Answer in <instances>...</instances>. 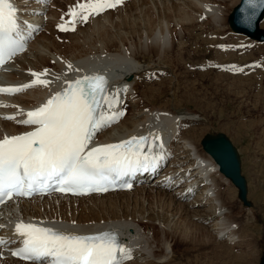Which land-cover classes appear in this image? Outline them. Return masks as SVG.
Masks as SVG:
<instances>
[{
	"label": "bare ground",
	"instance_id": "1",
	"mask_svg": "<svg viewBox=\"0 0 264 264\" xmlns=\"http://www.w3.org/2000/svg\"><path fill=\"white\" fill-rule=\"evenodd\" d=\"M180 1L181 2H179V0H171L170 4L164 2L162 5V10L161 9L158 10L157 16L154 14L157 18V20L155 21H151L152 20L151 14L148 15L147 18L145 17L140 18L137 15V13H134L133 8H131V4L127 5V8H125L126 10L125 13L128 14L129 18H133V21L136 18L139 20L138 21L139 27H137L138 25L133 26L137 29L138 39H136V37L135 39L138 40V42H136V47L134 49L132 50L130 49L131 51L129 52V54L128 52H125V50H124L125 53L123 54L122 52L123 49L122 51H119L120 47L118 45L119 44L118 40L116 39L115 36L113 37V35H111L109 31H107L109 29L105 25L106 23L104 24L103 21L100 20V18L94 19L93 21L94 27L91 33L79 29L76 33L66 32L65 34H69L72 37L75 36V34H77L78 32L82 34L83 37L82 40L77 39L75 41H71V43L67 46L69 50H71L72 48H78V47L80 48L81 54H79V59L76 58L78 55H75L73 57V55L68 56L64 54L63 55L64 63L62 62L61 65H58L61 68L56 70L57 73L55 72L51 74V76H53L51 78L49 75L47 77L45 76L42 78L52 81L54 78L60 79L63 76L67 75L63 77L64 80H66L68 77L75 76L74 73H70V72L65 75L61 74L63 72H66V69L68 68L67 67L68 64L71 65L79 64L81 62L89 61L92 59L103 60L100 62L105 63L106 61L104 60L107 59L110 62L116 63L114 64V67L118 68V72L115 75V78L116 76L119 77L118 84L119 85L127 84L129 83V81H131L130 73L132 74L135 73L134 74L135 76L138 73L135 72V70L133 71V67L132 68L130 67V63L128 61L129 60L128 55H131L134 58L139 59L141 57L145 58L150 54H153V52H155L157 55H159L160 58L161 55L162 56L164 55L163 52H166L167 49L170 47L169 41H171V39L174 36V32L172 29L173 26L176 25L180 27L185 26V29L188 30L187 32H190L189 28L194 22L193 21L194 15L198 20L208 17V19L211 22L210 24H212L214 28H217L218 24L222 20V15L220 10L221 8H219L218 3L219 2L224 3V1H228V0H180ZM54 3L53 5H55ZM142 3H144V1ZM153 3L156 4V0H154ZM69 4L70 3L66 4L65 6L67 7ZM202 11L207 15L203 16ZM33 14L34 13L28 12V15L30 17H32ZM127 14H125V16H127ZM118 17L122 18V16L120 15H118ZM37 19L38 17H35V20ZM142 22L145 29L144 33L146 38V44L147 43L149 44L148 48L146 49L143 47H142L143 49L140 48V46H142L140 44V39H142L140 33L142 32V28H141ZM113 24L116 26V21ZM139 28L141 29V31ZM168 31H170V35ZM201 32L204 31L199 30V35L202 34ZM44 34H45L44 32L43 35L40 34V39L46 38V35ZM53 34H57V33L54 31ZM122 34L121 35L117 34L120 35L119 40L121 42L126 40L125 39L126 36ZM191 35H193V33ZM79 41H82L85 44L83 46H80ZM41 45L46 47L47 49H50L53 52L55 50L54 48L56 47L55 44L52 43V41L46 44L43 43ZM97 45H100L101 47H97ZM32 48H34V46H32ZM35 48L37 49V46H35ZM29 49L30 48H28V51ZM99 50L101 52L104 50L106 53L104 52L103 54L102 52L101 54L99 53L100 52ZM36 52L37 55L35 57H37V60L39 62L32 60L33 62L32 67L35 68V70L33 71L40 73L39 71L42 70L43 67L51 71V69L47 65V58L43 55V53H41L44 52L42 48L38 49ZM94 54H96L97 56H94ZM25 55H27L26 52L20 55V57L16 59V62H14L11 66L26 68V64L23 61H21V59L24 58L26 61H28V63H30V60H27L26 59L27 57L25 58ZM59 55L61 54L59 53ZM27 67L30 66L27 65ZM86 68L89 69L88 67ZM86 68L83 69L86 70ZM11 78L21 81L25 78L27 79L30 78V76L25 72L15 71L12 74L8 73V79L11 80ZM118 84L116 85L118 86ZM63 85L64 83L49 85V86L37 85L30 88H26L20 92L21 94L13 97L6 98L5 96H0V104L3 102H7V99L9 100L10 98H12L11 101L14 104L22 103L19 105L22 108H24L25 105H29V104L35 105L38 104L41 100L43 99L45 100L46 97L56 92V88ZM153 90L150 91L153 92ZM160 91L161 89L157 91L158 95ZM150 94L149 96L153 97L152 99L155 100L156 96L154 97L152 93ZM139 95L145 96V91H142L141 93H139ZM139 95L137 96L139 97ZM152 99H148L146 101L147 102L152 101ZM167 111L169 110H167V108L165 109L164 107H152L150 113L145 112V114H143V118L129 119V117H126L119 123V125L114 127L119 129L117 135L109 136L110 131L108 130L107 134L101 136L100 140L103 141L117 140L122 138L123 136H127L133 133L140 135L143 134L147 135L150 132H152V133H159L160 135H162L164 130L163 124H168L170 125V129H169L170 132L167 138L162 137L163 148H160L159 144L155 146L156 152L160 154L162 153L163 154L162 161H165L166 151L169 148V139L171 138L172 134L175 132V125L179 120H187V118L185 119L182 118L183 115L177 114L176 112L170 113ZM0 123L2 124V126L4 125V128L6 129H13V125L4 122L2 119H0ZM114 128L112 127V129ZM187 131L189 130H183L182 132H180L181 134L179 135L180 146L176 149L174 147L176 153H175V157L171 162L172 165L169 166L168 171L166 173L168 174L167 177L165 176V180L162 181L161 183L155 184L156 185L155 197H157L158 199H162V197L165 196V192L167 190H172L168 188H174V189L177 188L175 190L176 193L174 192V195H172L169 198V201H165V199H162L164 202H166L165 204L164 203L163 204L167 205V207L171 206L170 205L171 203L172 204L174 203L173 205L175 204L182 205V203H177V201L183 199L185 196L187 198L190 197V195L193 192L196 194L195 198L193 197L194 200L192 202L190 201V203L188 204L185 203L186 206L184 205L181 207L180 205L179 208L178 207L174 208L175 209V211L173 210L174 212L172 210L170 211L171 213L169 214L172 215V218L175 215H178L177 218H179V222H182L181 224L178 225L176 224L175 225L176 227L173 228V225L169 226L171 219L170 221H168L170 218L168 217V214L167 216H165L166 217L165 219H163L164 215H162L161 221L163 222L165 221V222L161 223L163 225V228H160L162 229L161 231L163 232L161 233L164 234L163 236L165 240L170 242L171 244L170 248H172V252L178 253L179 256H175L174 254H172L170 258L162 259L161 257H164V255L161 254L159 250L152 249L153 248L152 242L150 240V237L146 234L145 229L148 228L149 230H152V236H154L156 232L158 233V231H156L153 225V221L156 218H158L160 221L159 216L149 217L151 223L145 224L146 227L145 225L144 226L140 225V229H138V226L136 225L135 228L136 230H134L133 228L129 227L132 224L127 221V216L131 214L126 213L125 215V213L123 212L124 210H122L123 207L129 206L127 202V200H129V197H127L125 200L121 199V197L120 198L118 197L115 198L114 201H109L108 203L105 202L103 199L104 197L116 196V195L128 196L137 191L138 192L145 191L147 193L148 192L147 188L145 189L141 188L138 190L133 189L132 191H116V192L106 193L103 195H89V196H81V197L51 195V196L34 198L23 202V204L28 203L30 204L31 208L35 209L31 211L29 210L30 215L31 214L38 215L41 213L40 211H44L45 213L50 214V216L52 217L54 216L57 217L56 214L59 213V215H61L62 218L68 220L75 219L74 211L76 208L77 212H80L81 215L80 217L76 216L75 225H70L69 227H66L65 232L68 233H73V232L94 233L99 229L104 230L106 227H113V228L127 227L128 228L127 230L128 231L132 230V232L135 233L134 234L135 238L137 237V239L140 241V245L137 248V252H139L138 257L127 264H251L252 262H254V258H255L254 252L252 251L256 248L255 246L258 245L255 235L256 233L255 231L259 229L257 218L255 217L256 220L254 222H248L247 220L245 222L243 221L246 225V228H250L252 231L251 233L250 231L248 232L249 234H251L250 236L252 237L251 238L249 237L250 239L248 238H246V240L244 239L246 241L244 243V241L239 238L242 236V233L240 235L238 232L239 226L237 227L235 225L238 223L237 220L241 216L242 210L240 209V207H238L239 209L235 210V203L232 201V196L229 193L225 195L224 191L222 190V184H226V185L229 184L230 179L224 176L219 171L217 163L214 161L211 155L208 154L202 148L201 143L199 145L198 139L196 137L191 136V134L190 136H187V134H185ZM168 177H171L172 179L169 181L166 179ZM149 186L151 187V185ZM256 196L260 198V201H263L264 196L262 192L261 194L257 192ZM91 198H97L100 199V201L92 200L91 203H87V205H83V202H81V203H77L78 204L77 207L70 206L71 200L83 201L85 199H91ZM138 201L139 200L137 199L134 200L135 206L137 205ZM97 202H99V205H97ZM163 204L161 206H163ZM62 208L65 209L64 212L61 211ZM137 209L139 210V208ZM137 209L136 210L134 209L135 212L132 213L133 219L131 220L135 221L134 218ZM67 210H72V212L70 211L71 214L68 213L69 214L68 215ZM140 210L141 211L139 214L142 215L144 213V209L142 208ZM167 212H169V210ZM252 213H254V211ZM251 215L252 214H250V216ZM253 215H255V213ZM82 216L83 218L84 217L85 218L82 219L81 218ZM123 216L124 219H122ZM101 218H103L104 221L101 222L100 221ZM138 219L140 220V218ZM140 221L141 223H144L142 220ZM166 221H168V223ZM87 222H91V224H88ZM135 224H139V223H135ZM245 231L246 230H244V232ZM132 236L133 235H131L130 237ZM220 236L225 238L223 240H220L219 239ZM175 242H179L180 246L178 248L175 246ZM242 244H244L243 246L246 247L244 254H237V251L233 252L234 248ZM193 252L197 253V255L195 254H194L195 256L191 255ZM135 253L136 252H133L132 257H134ZM198 255L200 257L196 258ZM11 263L28 264L13 259H11Z\"/></svg>",
	"mask_w": 264,
	"mask_h": 264
},
{
	"label": "snow or ice",
	"instance_id": "2",
	"mask_svg": "<svg viewBox=\"0 0 264 264\" xmlns=\"http://www.w3.org/2000/svg\"><path fill=\"white\" fill-rule=\"evenodd\" d=\"M121 2L77 0L68 13L69 25L74 26L77 21L87 23L91 16L115 8ZM247 4L249 10L244 20L251 23L258 10L264 8V0H247ZM17 13L11 0H0V64L22 52L31 35L30 31L22 32L24 22ZM57 27L68 30L63 23ZM67 67L80 71L71 64ZM47 71L32 72L35 78L30 83L0 87V93H17L36 85L49 86L51 81L42 78L47 76ZM65 84L44 104L27 111L26 118L16 121L31 126L32 131L0 139V203L49 189L85 194L106 192L118 183L120 187L131 188L132 185L124 181L125 177L155 170L163 159L155 150L157 144L163 148L159 133L93 146L98 132L125 115L123 110H116L120 93L110 92L107 78L100 74H86ZM14 232L21 246L12 250V255L33 264H124L132 259V250L119 241L114 231L80 235L18 221ZM11 242L0 237V246Z\"/></svg>",
	"mask_w": 264,
	"mask_h": 264
},
{
	"label": "rangeland",
	"instance_id": "3",
	"mask_svg": "<svg viewBox=\"0 0 264 264\" xmlns=\"http://www.w3.org/2000/svg\"><path fill=\"white\" fill-rule=\"evenodd\" d=\"M70 1L71 0H59V2L56 1L54 3L55 5H53V7L51 8V14H53L54 16H58L59 12L63 10L66 7L65 5L68 4ZM141 1L142 0H132L129 4H131V8H133L134 13H137V15L140 18H144V17L147 18L148 15L151 14L152 16L151 21L157 20L156 16L158 14V10L160 9L162 10V5L164 2L169 4L171 3V0H163V1L156 0L157 5L153 3L154 0H143L144 3H142L143 1L142 2ZM238 1L239 0H228V1H224V3L221 2L218 3L219 8H221L220 10L222 15V20L218 24L217 28H214L212 24H210L211 22L208 19V17L198 20L196 19L195 15L193 19L195 23L193 22L192 25L190 26L189 28L190 32H187L188 30L185 29V26H181V27L177 25L173 26L172 29L174 32V36L171 39V41H169L170 47L167 49L166 52H163L164 55L163 56L161 55L160 58L159 55H157L155 52H153V54H150L145 58L141 57L139 59L134 58L131 55H128L129 57L128 61L130 63V67L131 68L133 67V71L135 70V72H138L139 71L138 69H142L144 67L158 66L160 68H164L167 74H165L161 79L151 81L148 83L142 81L141 83V81L133 82L137 79L136 76L140 73V71L137 73L136 76L134 75L135 73L133 74L130 73L131 81H129V84L133 82L132 87L134 93H136L135 95H139V93L145 91V96H140V95L139 97L136 96L135 101L132 103L133 105L131 106V109L127 117H129V119L143 118V114H145V112L150 113L152 107H164L165 109L167 108V110H169L167 112L170 113L176 112L177 114H182L183 119L185 118H187V120L194 119V122L190 124L188 128L182 129V131L189 130L190 133L189 131H187L188 133L186 132L185 134H187V136H190L191 134V136L196 137L199 141V145L201 138L205 134L224 133L231 140L232 144L236 148L239 157L241 174L246 181L248 204L244 205L237 198V189L233 186V184L230 181L229 184L227 185L222 184V190L224 191L225 195L229 193L232 196V201L235 203V210L239 209L238 207H240V209L242 210L241 216L237 220L238 223L235 225L237 227L239 226L238 232L240 235L242 233V236L239 238L242 239L244 243L246 242L245 241L246 238L250 239L252 237L250 236L251 234L248 233L249 231L250 233L252 232L251 229L246 228L244 222L246 220L248 222H254L257 218L259 229L255 231L256 232L255 235L258 245L255 246L256 248L254 250L252 249L255 258H254V262H252L251 264H259L261 255L264 252V199L263 201H260V198L256 196L257 192L260 194L262 192L264 196V79H263L264 78V42H260L256 44H251L250 42L246 43L251 45L240 50V54H244V55H239L238 54L239 52L236 50H234L233 53L232 52L228 53V51H221V53H218V50H221V47L225 48L223 46L225 39L235 40L237 37V35L231 34L227 22V18L232 8L238 3ZM179 2L181 1L179 0ZM127 5L114 12H109L108 14H106L101 18L99 17L104 24L106 23L105 25L109 29L107 31H109V33L113 35V37L115 36L116 39L118 40L119 42L118 45L120 47L119 51H122L123 49L122 51L123 54L125 52H128L129 54V52L136 47V42H138V40H136L138 39L137 29L133 26L138 25L137 27H139V23H138L139 20L136 18L134 20L135 21L134 23L133 18H129L128 14L125 13L126 11L125 8H127ZM125 14H127V16H125ZM118 15L122 16V18L118 17ZM202 15L206 16L207 14L202 11ZM97 18L98 17H93L87 25H85L83 28H80L79 30L91 33L94 27L93 21L94 19ZM115 21H116V26L113 24L115 23ZM141 28H142V32L140 33L143 40L140 39V44L142 45L140 46V48L143 47L146 49L148 48L149 44L148 43H147L148 45L146 44V38L144 33L145 29L143 26V22ZM259 28L264 30V19L259 23ZM199 30L200 31L203 30L204 32H201L202 34L199 35ZM54 31L55 30L51 31V29L45 30L44 35H46V38L40 39L39 37L38 39L39 41L37 40V42L34 43L33 45L34 48L35 46H37V49L35 48L34 50L31 51V54H33L34 57H29L30 53L26 52L27 55H25V58L28 56V59L27 58L26 59L30 60V63H28V61H26L24 58L21 59V61H23L26 64V66L27 65L30 66L28 70H35V68L32 67L33 65L32 60L39 62L37 60V57L35 56L37 55L36 51L40 48H42V50L44 51L41 53H43V55L47 58L48 67L51 70H53L54 73L56 72V70L61 68L58 65H61L62 62L64 63L63 61L64 54L68 56L73 55V57L75 55H78L76 58L79 59V54H81L80 48L79 47L72 48L71 50H69L67 46L71 43V41H75L77 39L82 40L83 38L82 34L78 32L73 37L68 34H67L68 36L58 37L59 36L58 34H56L58 36L53 35ZM168 32L170 35V31ZM192 33L193 35H191ZM117 34L125 35L126 40L121 42L119 40L120 35ZM41 35H43V32L41 33ZM240 36H242L241 38L246 37L245 35H240ZM59 38H65V39L61 40ZM248 39L252 41L254 40L251 38ZM51 41L56 46L54 48L55 49L54 52L41 45L43 43L46 44ZM238 42L239 41H236V43ZM84 44L85 43H83L82 41H79L80 46H83ZM97 47H101V46L97 45ZM102 52L104 54L105 51L103 50ZM102 52L100 51L99 53L102 54ZM51 53L55 54V56L57 55L56 58L58 57L57 59L58 60L60 59L61 61L58 60L56 61L55 59H53V55ZM59 53L61 55H59ZM225 54H227V56L223 60L227 58H230L229 60L237 59L236 62H242L243 61L242 58H244L246 56L245 54H247V57L245 59H250V60H246L244 61V63L253 61L252 60L253 58L258 57L260 62L263 63V66L261 68H257L258 70L256 71L253 70L246 71V72H250L248 74L241 73L236 75H231L227 72H222L211 68L206 70H200L197 68L201 63V61H203L204 59H211V58L215 59L218 58L219 56H224ZM94 56L97 55L94 54ZM239 58H241V60H239ZM98 61L100 62L103 60H98ZM111 63H115V62H111ZM16 67L20 68L18 66ZM116 78L119 79L118 76H116ZM157 89L158 90L161 89L159 95L157 94L158 91ZM150 90H153V92H151ZM150 93H152L154 97L156 96L155 100L152 99L153 97L149 96ZM148 99H152V101L147 102L146 100ZM0 119L2 118L0 117ZM0 126H2V124ZM116 129L117 128L114 129L110 128L109 136L117 135L119 129L117 130ZM175 129H176V125H175ZM179 146L180 143L178 138L174 147L176 149ZM147 191L149 193L148 192L146 193L145 191L142 192L137 191L128 196L116 195V196L104 197L103 199L105 202L108 203L109 201H114V199L118 197L119 198L121 197V199L123 200L129 197V200H127L129 206L123 207L122 210H124L123 212L125 213V215L126 213L132 215V213L135 212L137 208H139V210L137 209L135 213V218H134L135 221L131 220L133 219L132 218L133 215L127 216V221L132 224L129 227L133 228L134 230H136L135 229L136 225L138 226V229H140V225L144 226L147 223H151L149 217L159 216L160 221L158 218H156L153 221V225L156 231H158V233L156 232V234L152 236V230H149L148 228L145 229L146 234L150 237V240L152 242V247H153L152 249L159 250L161 254L164 255V257H161L162 259L170 258L172 254H174L175 256H179L178 253L172 252V248H170L171 247L170 242L165 240L163 236L164 234H162L163 232L161 231L162 229H160L163 228V225L161 223L165 222V221L164 222L161 221L162 215H164L163 219H165L166 218L165 216H167L168 214V217H170L168 221H170L171 219L169 226L173 225V228L176 227L175 226L176 224L178 225L182 223L179 222V218H177L178 215H175L172 218V215L169 214L171 213L170 212L171 210L175 211L174 208L176 207L179 208L181 204L173 205L174 203L173 204L171 203L170 204L171 206L167 207V205H164L166 202L162 200L165 199V201H169V198L172 195H174L175 190H167L165 192V196H163L162 199H158L157 197H155V189L148 188ZM195 195L196 194L193 192L190 195V197H188L189 199L186 198L181 199L177 201V203H182L181 207L184 205L186 206V204L194 200ZM135 199L139 200L136 206L134 202ZM92 200L100 201V199L91 198V199H85L83 201L71 200L70 201L71 203L70 202L69 203L71 204L70 206L77 207L78 205L77 203L83 202V205H87V203H91ZM162 204L163 206H161ZM97 205H99V202H97ZM142 208L144 209V213L142 214L143 216L139 214L141 211L140 209ZM167 209L169 210V212H167L168 211ZM29 210L31 211L35 209L31 208L30 204L27 203L24 207V211L29 213ZM61 211L64 212L65 209L62 208ZM70 211L72 212V210H67V214L68 213L71 214ZM253 211L255 215H253L254 214L252 213ZM74 212H75V218L76 216L80 217L81 214L80 212H77L76 208ZM249 213L252 214L254 218L252 215L250 216ZM250 217H252L253 219ZM81 218L84 219L85 217L83 218L82 216ZM138 218H140V220H142L144 223H141V221ZM122 219H124V216L122 217ZM100 221L102 222L104 221V219L101 218ZM168 221L166 222L168 223ZM91 222H87V223L91 224ZM135 223H139V224H135ZM244 230L246 231L244 232ZM220 237H219L220 240H223L225 238L222 236ZM243 245L244 244L238 245L236 248H234L233 252L237 251V254H244L246 247ZM175 246L178 248L180 246L179 242H175ZM194 254L197 255V253L195 252H193L191 255ZM198 257L200 256L198 255L196 258Z\"/></svg>",
	"mask_w": 264,
	"mask_h": 264
},
{
	"label": "water",
	"instance_id": "4",
	"mask_svg": "<svg viewBox=\"0 0 264 264\" xmlns=\"http://www.w3.org/2000/svg\"><path fill=\"white\" fill-rule=\"evenodd\" d=\"M248 10L247 0H241L240 4L229 15L231 28L264 40V33L257 27L259 20L263 16L264 8L258 10L251 23H247L244 20ZM201 144L204 150L219 164L220 171L230 178L232 183L238 188V197L244 204H248L245 178L240 173L239 159L231 141L223 133L206 134L201 139ZM260 264H264V252L261 256Z\"/></svg>",
	"mask_w": 264,
	"mask_h": 264
}]
</instances>
